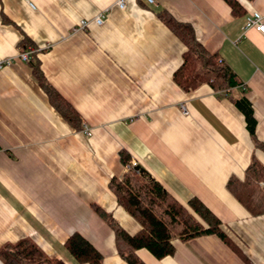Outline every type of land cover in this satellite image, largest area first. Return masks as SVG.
Listing matches in <instances>:
<instances>
[{"label":"crops","instance_id":"obj_1","mask_svg":"<svg viewBox=\"0 0 264 264\" xmlns=\"http://www.w3.org/2000/svg\"><path fill=\"white\" fill-rule=\"evenodd\" d=\"M116 1L0 0V60L12 61L0 69V247L28 238L48 258L90 264L64 245L78 233L102 264H128L92 208L110 212L130 234L140 229L108 188L125 170V149L177 199L198 198L232 242L214 234L174 239L173 254L161 259L137 249L144 264H264V214L251 215L226 188L253 157L264 166V150L223 93L205 83L184 91L174 82L186 47L157 16L165 10L189 23L232 69L239 79L233 92L251 102L264 143V34L245 27L254 11L264 18V0H237L236 14L224 0H125L124 8ZM99 13L102 25L71 31ZM28 48L79 114L81 129L66 122L30 64L17 58Z\"/></svg>","mask_w":264,"mask_h":264},{"label":"trees","instance_id":"obj_2","mask_svg":"<svg viewBox=\"0 0 264 264\" xmlns=\"http://www.w3.org/2000/svg\"><path fill=\"white\" fill-rule=\"evenodd\" d=\"M236 14L240 11L237 0H224ZM158 18L184 43L186 50L182 62L173 72L174 82L184 91L208 84L214 91L223 93L244 116L245 126L253 145L264 150V143L255 135L256 119L251 102L243 93H234L239 84L237 75L223 62L217 52L208 51L196 38L189 23L175 20L162 10ZM30 64L32 74L45 89L50 104L66 122L75 129H81L77 111L46 80L40 61L32 53ZM125 166L119 177H111L109 190L119 206L138 222L140 229L130 234L114 216L96 204L94 211L114 233L118 255L128 264H144L136 250L147 249L154 257L161 259L174 252V239L186 241L201 235L214 234L232 245L221 221L198 198L186 202L177 199L160 181L147 171L139 173L133 169L130 154L125 149L119 152ZM228 191L253 216L264 214V166L253 157L241 178L231 175L227 182ZM68 252L78 263L102 264L100 252L84 237L72 233L64 242ZM0 264H64L61 259H52L28 238L0 247Z\"/></svg>","mask_w":264,"mask_h":264},{"label":"built area","instance_id":"obj_3","mask_svg":"<svg viewBox=\"0 0 264 264\" xmlns=\"http://www.w3.org/2000/svg\"><path fill=\"white\" fill-rule=\"evenodd\" d=\"M149 3H153L154 0H147ZM30 6L34 7L32 3H30ZM116 5H118L120 8H124L125 6V0H117L115 2ZM104 13H99L98 15H96L95 17H93L92 19H82L79 21V23L77 25H75L74 27H72L71 31L72 32H77L80 30H84L88 27L89 24H94L97 26L102 25L103 21H104ZM245 27H253L254 29H256L257 31L261 32L264 34V18L260 15V13L254 11L252 12L251 15H249L246 18V24ZM33 53V50L31 48L25 49L20 51L17 54V58L24 61V62H29L31 59V55ZM12 61L11 59H2L0 60V69L3 68L4 66L10 64ZM184 112L185 108L183 107ZM84 132L87 133V129H84ZM134 165V164H133Z\"/></svg>","mask_w":264,"mask_h":264},{"label":"water","instance_id":"obj_4","mask_svg":"<svg viewBox=\"0 0 264 264\" xmlns=\"http://www.w3.org/2000/svg\"><path fill=\"white\" fill-rule=\"evenodd\" d=\"M133 169L135 171H138L139 173H143L144 171H146L143 167H141L140 165H137V164L133 165Z\"/></svg>","mask_w":264,"mask_h":264}]
</instances>
